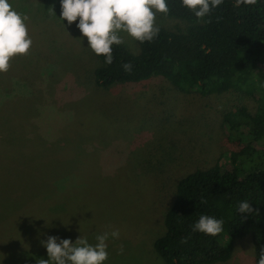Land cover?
Here are the masks:
<instances>
[{
  "label": "rangeland",
  "instance_id": "1",
  "mask_svg": "<svg viewBox=\"0 0 264 264\" xmlns=\"http://www.w3.org/2000/svg\"><path fill=\"white\" fill-rule=\"evenodd\" d=\"M10 3L29 17L33 43L0 73V264L48 259V236L95 245L117 229L103 264H164L152 242L176 179L244 145L228 139L219 110L250 99L182 94L158 77L97 87L79 18L62 20L60 0ZM156 23L179 21L157 13ZM120 35L137 53L136 40ZM230 243V257L213 264H255L250 234Z\"/></svg>",
  "mask_w": 264,
  "mask_h": 264
},
{
  "label": "trees",
  "instance_id": "2",
  "mask_svg": "<svg viewBox=\"0 0 264 264\" xmlns=\"http://www.w3.org/2000/svg\"><path fill=\"white\" fill-rule=\"evenodd\" d=\"M166 2L165 15L181 25H158L152 41H136L137 53L113 45L111 64L94 53L93 82L108 88L158 77L182 94L236 92L250 99L251 105L239 102L219 110L228 139L244 145L230 151L225 162L216 160L176 179L163 232L152 247L164 264H213L230 257V240L250 234L258 264L264 249V145L258 146L264 139V0L239 7L235 0H223L203 20L182 0ZM129 62L132 70L126 72L122 65ZM243 201L252 213L238 211ZM201 215L223 220V230L215 236L194 232Z\"/></svg>",
  "mask_w": 264,
  "mask_h": 264
},
{
  "label": "clouds",
  "instance_id": "3",
  "mask_svg": "<svg viewBox=\"0 0 264 264\" xmlns=\"http://www.w3.org/2000/svg\"><path fill=\"white\" fill-rule=\"evenodd\" d=\"M60 3V18L66 19L69 25L79 18L76 27L87 37L88 47L97 56L105 57L106 64L113 62L112 46L124 43L121 33H127L140 43L150 42L160 31L156 14L169 12L166 0H60ZM222 3L223 0H182V5L193 11L198 20H203ZM256 3L257 0H235L233 6ZM49 11L55 14L53 8L50 7ZM28 20L29 17L17 11L10 0H0V73L9 70L14 57L29 54L33 41L28 31ZM122 67L126 72L132 70L130 62ZM238 211L252 213L254 210L248 201H243ZM222 226L223 220L201 215L193 231L215 236L223 230ZM110 236L118 239L119 230L97 235L95 245L81 236L75 242L48 236L47 240L41 241L47 249L48 259L37 260V264H103L108 259L106 241ZM258 264H264V249L261 250Z\"/></svg>",
  "mask_w": 264,
  "mask_h": 264
}]
</instances>
